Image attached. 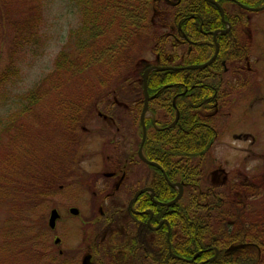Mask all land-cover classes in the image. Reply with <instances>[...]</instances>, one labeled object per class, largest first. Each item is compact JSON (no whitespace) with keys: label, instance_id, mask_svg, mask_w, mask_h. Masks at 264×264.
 <instances>
[{"label":"trees","instance_id":"1","mask_svg":"<svg viewBox=\"0 0 264 264\" xmlns=\"http://www.w3.org/2000/svg\"><path fill=\"white\" fill-rule=\"evenodd\" d=\"M28 1L0 0V9L2 6L11 9L17 3H24L28 13V7L33 11L35 0H30V6L26 4ZM74 1L80 14L79 24L68 30L66 41L55 56L53 70L22 95L24 103L0 128V169L3 170L0 173V202L9 204L18 216V204L39 206L50 192L59 189L63 168L61 170L56 157L57 164L52 161V154L66 153L70 147L65 144L72 140L73 133H87L86 126L77 124L92 118L97 106L102 110L104 120L108 118L116 124L115 131L112 127L106 128V145L109 144L110 151L106 162L112 171L103 175V184L97 193L125 196L116 207V201L102 202L103 211L108 212L112 207L116 212H128L127 201L144 187H151L158 199L172 200L178 190L168 182H175L183 188L180 198L169 206L155 209L159 214H172L173 244L180 243L184 236L178 228L189 229L186 233L188 252L193 254L200 234L196 229L207 228L204 233L208 241L216 233V227L228 229L232 226L231 221L242 227V216L232 213L237 187L235 178L224 171L223 163L211 151L224 122L215 118V93L206 75L183 69L149 72L147 91L150 95L156 93V96L148 101L150 115L145 116L146 136L142 153L157 165L143 162L137 154L142 135L139 120L144 96L142 74L153 64L163 65L165 55L170 53L166 45L168 34L162 28L174 23L173 13L177 8L170 3L175 0ZM181 2L179 5L183 2L207 3L208 0ZM20 21L15 22L17 26L13 31L9 50L12 57L21 42H30L37 36L35 20L25 18ZM146 50L152 54L159 52V62L144 61L141 54ZM13 62L11 58L0 71V82H3L0 86L18 74ZM86 71L88 75H85ZM46 83L53 94L45 87ZM63 84H69L66 91L62 89ZM75 84L79 88L71 87ZM134 84L137 86L133 88ZM164 85L169 86L163 88ZM46 101H49L46 117L33 118L35 111L41 112ZM101 114L96 116L100 118ZM23 118L24 121L37 120L42 127L34 129ZM128 127L141 130L135 147L130 150L123 136L124 128ZM116 131L120 137L115 138ZM3 132L7 136L5 140L1 138ZM39 143L46 146L42 154ZM64 170L66 174L63 176L69 177L71 171ZM262 186L255 180L251 187L253 196L257 193L255 190L261 191ZM240 187L244 194L251 192L249 185ZM148 194L147 191L139 194L133 206L139 205L141 198ZM261 204L264 205V201ZM240 210L238 208L237 212ZM253 213V239L262 247L264 207ZM11 223L12 220H6L5 225ZM15 229L19 234L21 230L16 226L5 230L6 235H14Z\"/></svg>","mask_w":264,"mask_h":264},{"label":"rangeland","instance_id":"2","mask_svg":"<svg viewBox=\"0 0 264 264\" xmlns=\"http://www.w3.org/2000/svg\"><path fill=\"white\" fill-rule=\"evenodd\" d=\"M31 3L32 1L29 0L26 4L30 6ZM23 4L17 3L11 9L2 6L0 9V71L12 58L13 66L18 72L11 81L0 86V128L2 123L9 118L8 116L24 103L22 95L34 88L44 76L53 70L55 56L66 41L68 30L79 24L80 14L74 0H35L33 11L28 7V13L27 6ZM23 17L35 20L37 36L30 42L23 44L21 42L19 49L16 48V53L12 57L9 50L12 47L13 31L17 26L15 22L25 19ZM247 17L252 22L256 21L257 25L262 26L264 9L249 13ZM165 28H163V32L166 33L168 30ZM258 29L260 28L258 27ZM258 29L255 30L254 34L257 40L264 37V29ZM259 44L262 46V40L259 41ZM141 56L144 61L155 60V55L148 50L144 51ZM167 62L169 64L183 63L180 56L176 59L167 60ZM85 75H88L87 71ZM252 81L254 82V80ZM138 82L139 79L136 80V83ZM128 84L132 85L133 83L128 82ZM61 86L66 91L69 84ZM136 86L134 84L132 87ZM45 87L50 90L49 84L46 83ZM66 87L67 89H65ZM71 87L79 88L77 84ZM255 90L257 89L250 87L249 90H239L235 95L236 100L233 101V105L228 111L231 115L223 120L224 125L220 127L221 133L211 150L212 155L223 163L225 172L243 176V178H239L241 180L250 181L253 179L254 182L258 180L260 185L263 184L261 191L255 190L257 193L251 198L254 202L253 212L264 207L263 204L259 206L260 202L264 201V97H262L264 91L260 87L254 94ZM52 91L51 89L50 92L52 93ZM230 101L231 97H228L227 105H230ZM48 102H45L41 112L35 111L36 114L34 115L39 117L34 115L32 117L35 119L46 117L45 110ZM94 110L95 113L92 118L77 124V126H86L87 133H73L72 140L65 144V147H70L67 152L62 153L60 151L56 155L52 154V161L55 162L56 157L58 163L61 164V170L63 168L62 173H60L61 183H58L59 189L56 188V191L50 192L46 201L39 206L34 207L26 203L18 204L16 207L19 210L17 211L18 216L15 215L16 211H13L9 204L0 202V264H70L73 251L79 253L76 256H79L80 259L84 255L86 250L82 251L87 246L86 238H84L85 233L88 234L95 225L102 223L100 222L101 218L94 219L95 215H98L102 203L101 197L96 198L95 195L98 194L97 192L103 184V175L112 171L106 162V155L108 156L110 153L109 144L106 145V138L108 137L106 128L112 127L115 131L116 127V124L108 118L104 120L105 116L101 114L102 110L100 111L97 106ZM100 114L102 115L100 118L96 116ZM148 115L150 112L146 111L145 116ZM24 122H30L34 129L42 127L41 123L32 118ZM128 128H124L125 134L123 136L126 139L125 145L130 150L135 147L141 130L139 127L136 129ZM44 132H46V128ZM116 132L114 133L115 138H117L116 136L120 137L119 131ZM2 136L3 140L7 138L4 132ZM38 147L42 154L46 146L39 143ZM35 153L38 151L35 150ZM35 153H32L33 157H35ZM64 169H67L68 172L71 171L69 177L63 176L66 174ZM2 172L3 170L0 169V173ZM48 204L50 205L48 206ZM119 205L117 202L115 203V207ZM71 207L77 208L78 213H70ZM52 208H56L59 213L54 228L48 226V218ZM129 209H133V203ZM249 211L251 210L249 209ZM121 215L126 214L124 212L120 214L111 207L104 219L110 221L119 217V221H124L125 216ZM90 218H92V222ZM6 220H12V223L6 226ZM16 226L21 230L19 234L15 229L14 235H6L5 230L14 229ZM56 238H59V241L55 243ZM113 247L115 248L112 249ZM91 248L93 249L94 246ZM110 248L111 250L118 249L116 246ZM121 254L122 252L115 251L117 258ZM99 261L102 262L103 259L97 260L93 264H99ZM84 264H90L88 255L85 256Z\"/></svg>","mask_w":264,"mask_h":264},{"label":"flooded vegetation","instance_id":"3","mask_svg":"<svg viewBox=\"0 0 264 264\" xmlns=\"http://www.w3.org/2000/svg\"><path fill=\"white\" fill-rule=\"evenodd\" d=\"M214 1L215 3L210 0L207 3L183 2L184 4L179 5L182 3L181 0H175L170 3L177 8L173 13L174 23L166 28L163 27L168 30L164 33L168 34L166 45L170 48V53L165 55L166 60L163 65L153 64L151 66L184 67L202 64L216 53L212 62L205 67L181 69L206 75L215 93L213 98V106L217 112L215 118L223 122L231 115L228 111L233 101L236 100L235 95L239 90H249L250 87L258 90L261 87L264 91V37L258 40L254 37L258 27L260 28L258 30L264 29V21L261 26L247 17V14L261 11L264 8L251 10L244 7H261L264 5V0ZM261 40L262 46L259 44ZM153 54L155 60L159 62V52ZM178 56L182 58L183 63L169 64L167 62ZM228 97H231L230 105H227ZM234 175L237 187L232 213L242 216L243 226L238 227L234 221H231L232 226L228 229L216 227V233L208 241H206L207 234L204 233L208 229H196L195 231L200 234L197 236V250L193 254L188 252L189 237L186 233L190 231L189 229L178 228L177 230L184 235L181 237L182 241L177 244L171 242L173 229L170 228V218L172 214H159L157 210L139 213L144 207L150 206L147 204L153 202L148 194L141 198L142 202L139 205L133 206V210L128 207V212L118 211L120 214L122 212L126 214L121 215L125 216L124 221H119V217L110 221L105 220L107 211H103L100 205L99 213L94 219L101 218L102 223L95 225L88 234L85 233L87 246L82 252L86 251L81 259L76 256L79 253L73 251L71 257L75 259L70 257V264H84L87 255L90 264L101 259L103 261H99V264H264V245L261 247L253 239L254 202L251 199L253 179L241 180L239 178L243 176L236 173ZM243 184L249 185L251 192L244 194L240 187ZM95 197H101V202H123L125 200V196L121 195L97 194ZM238 208L241 209L239 212H237ZM92 218H90L91 222ZM215 225H218L216 220ZM169 244L171 249H169ZM91 246L94 248L92 249ZM111 246L118 247L116 250L122 252L120 257H116V250H111Z\"/></svg>","mask_w":264,"mask_h":264},{"label":"water","instance_id":"4","mask_svg":"<svg viewBox=\"0 0 264 264\" xmlns=\"http://www.w3.org/2000/svg\"><path fill=\"white\" fill-rule=\"evenodd\" d=\"M210 1L215 3L214 0H210ZM244 7L248 8V9H251V10H260V9H263L264 8V5L261 6V7H255V8H250V7H247V6H244ZM215 54L213 55V57L211 59H209L207 62H204L202 64H198V65H188V66H184V67L150 66L149 68H147L143 72V74H142V80H143V95L144 96H143V105H142V109H141L140 116H139V120H140V124H141V129H142V135H141L140 144H139V147H138V150H137L138 157L143 162H145L147 164H150V165H157L155 162L146 159L144 157L143 153H142V146H143V142H144L145 136H146V126H145V122H144V117H145V113H146L147 108H148V101L156 96V93L150 95L148 93V91H147V76H148L149 71H151L153 69H157V70H161L162 71V70H176V69H181V68H188V69L202 68V67H205L209 63L212 62V59L214 58ZM167 86H169V85H164L163 88H165ZM171 185L177 187L178 192H177L176 196L172 200H170L167 203H165L166 205H171L174 202H176L180 198V196L182 194V189L183 188H182V185L180 183H173ZM145 191H149V187L141 188V189H139L138 191H136L134 193L133 197L128 202L129 208L132 207V203H133L134 200H136V198L138 197V195L141 194V193H143V192H145ZM69 212L72 213V214H77L78 213V210L75 207H71L69 209ZM57 218H59V213L56 210V208H52L51 211H50V214H49V218H48V226L50 228H54ZM58 241H59V239L56 238L55 239V243L58 242ZM169 249H171L170 248V244H169Z\"/></svg>","mask_w":264,"mask_h":264},{"label":"bare ground","instance_id":"5","mask_svg":"<svg viewBox=\"0 0 264 264\" xmlns=\"http://www.w3.org/2000/svg\"><path fill=\"white\" fill-rule=\"evenodd\" d=\"M146 115V113H145ZM144 122H145V117H144ZM175 182H168L169 186L171 187H174L175 186H172L171 184H173ZM177 188V187H176ZM178 190V189H177ZM178 192V191H177ZM149 195L151 196V200L153 202H151L150 204H147L150 205L148 208H145L143 210H141L139 213H147L148 211L151 212V211H155V209L159 208L160 206H169V205H166L165 203H167L168 201H163L162 199L161 200H158L157 198H155V195H154V191L152 188H149V191H148ZM170 201V200H169ZM143 208V207H142ZM141 208V209H142Z\"/></svg>","mask_w":264,"mask_h":264}]
</instances>
